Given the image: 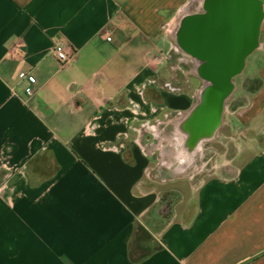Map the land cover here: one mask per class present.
Returning a JSON list of instances; mask_svg holds the SVG:
<instances>
[{
  "label": "crops",
  "instance_id": "crops-1",
  "mask_svg": "<svg viewBox=\"0 0 264 264\" xmlns=\"http://www.w3.org/2000/svg\"><path fill=\"white\" fill-rule=\"evenodd\" d=\"M187 2L0 0V264H264V20L205 167L163 165L200 86L170 63Z\"/></svg>",
  "mask_w": 264,
  "mask_h": 264
},
{
  "label": "water",
  "instance_id": "water-1",
  "mask_svg": "<svg viewBox=\"0 0 264 264\" xmlns=\"http://www.w3.org/2000/svg\"><path fill=\"white\" fill-rule=\"evenodd\" d=\"M263 20L264 0H188L176 16L169 36L200 86L192 106L168 125L163 165L169 177L205 167L206 145L222 125L234 78L260 46Z\"/></svg>",
  "mask_w": 264,
  "mask_h": 264
},
{
  "label": "rangeland",
  "instance_id": "rangeland-1",
  "mask_svg": "<svg viewBox=\"0 0 264 264\" xmlns=\"http://www.w3.org/2000/svg\"><path fill=\"white\" fill-rule=\"evenodd\" d=\"M172 42V41H171ZM172 44H173V49H172V51H171V58H170V63H171V66H176V68H177V65L176 64H178V66H179V57L182 55L180 52H178L177 50H175V46H174V43L172 42ZM164 49H166V46L164 47ZM257 54H258V51H254L252 54H250L247 58H246V60H245V65H244V68H243V70H242V72H241V74L240 75H238V76H236L235 78H234V83H235V85H238L239 87H240V85H241V83H242V81L245 79V78H247V77H252L254 74H255V71H256V58H257ZM185 69H182V68H177V70H176V76L178 77V81L180 80V78H182V71H184ZM191 79L194 81V82H196L197 84H199L200 85V82H199V80L197 79V78H195V77H191ZM231 97V96H230ZM229 100H230V98H229ZM227 103H228V101H227ZM226 103V104H227ZM229 104V103H228ZM241 131V130H240ZM242 131H244L243 129H242ZM241 131V132H242ZM244 132H242V134H243ZM245 134V133H244ZM239 142V141H238ZM176 183H172V184H174V186H177L178 187V189L180 190V191H182L183 190V185L182 184H184V183H182V181H175ZM180 193H183V192H180ZM178 204V203H177ZM176 204V205H177Z\"/></svg>",
  "mask_w": 264,
  "mask_h": 264
},
{
  "label": "built area",
  "instance_id": "built-area-1",
  "mask_svg": "<svg viewBox=\"0 0 264 264\" xmlns=\"http://www.w3.org/2000/svg\"><path fill=\"white\" fill-rule=\"evenodd\" d=\"M54 54L61 67L68 65L73 57V52L70 48V45H68L65 41H59L55 44ZM30 82L31 85H37V81L35 79H31Z\"/></svg>",
  "mask_w": 264,
  "mask_h": 264
},
{
  "label": "trees",
  "instance_id": "trees-1",
  "mask_svg": "<svg viewBox=\"0 0 264 264\" xmlns=\"http://www.w3.org/2000/svg\"><path fill=\"white\" fill-rule=\"evenodd\" d=\"M260 86H261V80L260 79H256L254 81H249L246 84V87H248V89H251V90L258 89Z\"/></svg>",
  "mask_w": 264,
  "mask_h": 264
},
{
  "label": "flooded vegetation",
  "instance_id": "flooded-vegetation-1",
  "mask_svg": "<svg viewBox=\"0 0 264 264\" xmlns=\"http://www.w3.org/2000/svg\"><path fill=\"white\" fill-rule=\"evenodd\" d=\"M181 54H182V53H181ZM181 116H182V115H181ZM172 123H173V122H172ZM172 123H171V124H172ZM169 125H170V124H169ZM169 128H170V127L166 126V127L164 128V130H163V134H166L167 132L170 133V131H171L170 129H171V128H170V129H169ZM164 205H165V206H164V209L169 210V205H170L169 201H166Z\"/></svg>",
  "mask_w": 264,
  "mask_h": 264
}]
</instances>
